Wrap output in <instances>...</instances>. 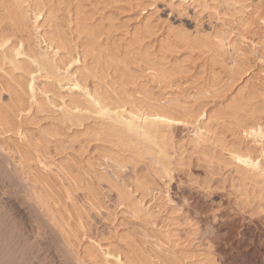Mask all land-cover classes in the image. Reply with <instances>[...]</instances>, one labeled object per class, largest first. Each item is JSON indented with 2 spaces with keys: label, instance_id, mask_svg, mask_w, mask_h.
I'll list each match as a JSON object with an SVG mask.
<instances>
[{
  "label": "rangeland",
  "instance_id": "1",
  "mask_svg": "<svg viewBox=\"0 0 264 264\" xmlns=\"http://www.w3.org/2000/svg\"><path fill=\"white\" fill-rule=\"evenodd\" d=\"M20 1L29 20L28 31L22 37L25 53L15 54L19 34L12 37L13 42L9 41L6 48L0 47V53L5 56L0 61L3 67L0 80L14 84L24 78L28 94L24 110L17 117L19 128L1 131L2 145L13 150L20 144H28L43 129L55 128L57 132L51 137L50 153L45 158L48 167L44 172H48L50 180L59 179L60 175L64 178V165L72 164L85 172L88 179L104 173L130 193L128 200L119 201L116 193L102 183L98 197L91 202L82 190L75 192V207L81 211L84 229H80V239L72 237L71 241L79 247L86 264H121L119 260L127 264L122 251L127 253L131 248L156 264L180 254L185 256L182 261L185 264H264V137L247 140L238 135L230 119H207V115L224 107L241 88L240 93H247L250 88L264 85L261 28L264 0H144L141 4L137 0H125L106 7L99 4L98 9L88 0H82L83 9L94 13L95 22L103 14L115 18L117 27L111 29L108 45L123 42L126 25L148 21L155 32L151 38L156 40L174 33L204 37L219 31L235 42L232 45L238 46L245 62L246 72L230 86L228 68L210 60V52L201 51V54L181 47L174 58L167 59L186 65L187 70L177 73L171 84L152 81L139 70L133 71V77L125 81L119 75L109 76L106 80L116 90L138 89L132 91L127 104L118 107L109 102L111 99L97 101L92 95V89L102 88L103 83L88 75L93 65L86 53L84 34L75 24L77 0H59V3L52 0L55 21H44V11L35 19L34 0ZM56 23L66 34L61 45L53 39ZM31 57L46 60L51 70H41L34 62L28 73L13 69L18 61L31 62ZM214 72L220 73L221 81L216 91L207 92L205 84ZM104 86L111 88L108 84ZM2 97L6 102L10 98L7 93ZM72 98L79 102L78 106L73 107ZM159 103L187 111L204 110L198 121L188 124L174 121L166 128L171 137L168 176L149 156L137 157L120 150L114 141L94 135L103 123L116 120L102 115L100 108L109 110L110 116L122 113L121 121L132 116L141 121L142 115L136 107ZM64 116L72 117L73 122L63 123ZM200 123L202 135L197 137L194 128ZM232 146L241 147L249 159L233 161L229 154ZM39 168L33 160L27 162L30 175H35ZM136 177L147 179L150 188L143 192L132 190ZM14 194H11L13 200L18 195ZM133 205L138 207V213L133 212ZM23 215L19 214V220L13 216L16 223L25 225L22 230L28 236L35 218L33 214L31 218L24 215L27 219ZM70 221L74 222L72 218ZM52 246L44 243L40 247L41 255L47 259V255L53 254L54 261L50 257L48 264H63L60 251ZM94 247L109 261L97 258L95 263L87 255Z\"/></svg>",
  "mask_w": 264,
  "mask_h": 264
},
{
  "label": "bare ground",
  "instance_id": "2",
  "mask_svg": "<svg viewBox=\"0 0 264 264\" xmlns=\"http://www.w3.org/2000/svg\"><path fill=\"white\" fill-rule=\"evenodd\" d=\"M81 1L77 0L74 19L75 24L80 27V32L84 34L86 53L92 60L93 68L88 70V75L103 83L102 88L92 89V95L97 101L111 99L109 102H112L116 107L127 104L132 91L138 92V89L130 87L116 90L110 86L106 79L109 76L119 75L125 81L133 77L132 72L135 70L145 73L152 81L171 84L177 73L187 70L186 65L167 59L168 57L174 58L177 49L181 47L190 52L195 50L200 53L201 51L210 52L212 56L210 60L219 63L223 68L224 66L228 68L224 69L228 72L226 74L230 86L241 79L246 72L245 62L242 59V54L239 53L240 50L238 51V46L232 45L235 42L229 41L230 37L228 38L227 35L225 36L219 31L204 37L190 33H174L156 40L154 37L151 38L155 34L153 25L145 21L131 27L126 25L123 42L117 45L114 43L108 45L111 29L117 27L114 22L115 18L104 17L103 14V18L99 22H95L94 13L84 10ZM88 1L98 9L99 4L106 7L125 0ZM143 1L137 0V4H141ZM54 2L59 3V0H54ZM33 11L35 19L42 15L43 11L46 12V16H43L44 21L57 19L52 0H34ZM103 19L107 20L106 23L102 22ZM28 22V16L20 0H0V47L6 48L12 37L19 34V42L14 45V48L16 47L15 54H24L22 37L28 31ZM261 22L262 32H264V16L261 17ZM65 35L63 28L56 23L53 39L61 45L66 39ZM4 59L5 56L0 53V61ZM30 60L31 62L29 60L18 61L17 64H14L13 69L28 73L31 63L34 62L41 70L46 72L51 70V66L46 60L36 57H31ZM1 69L3 67L0 65ZM219 74V72L213 73V77L205 84L204 90L207 92L216 91V86L221 81ZM104 84H108L111 88L108 89ZM134 84L138 85L137 82ZM29 88L33 90V85L30 84ZM241 89L229 99L224 107L207 115V119L215 117L217 120L221 118L222 121L224 118H228L234 123L241 138L254 141L255 138L264 137V122H262L264 120V85L250 88L247 93H240ZM3 93H7L10 97L7 102L2 97ZM27 94V81L24 78L17 79L14 84L0 80V133L19 128L17 117L24 110ZM71 104L75 107L79 102L72 98ZM136 110L142 115L141 121H136L135 116H132L128 121H121L119 118L122 113H114L113 116H110L109 110L100 108L102 115L107 114V117H114L116 120L103 123V127L97 129L94 135L96 138L114 141L120 146V150H127L137 157L149 156L151 161L159 166L160 171L168 176V150L171 137L166 128L170 126V122L174 121H181L185 124L198 121L197 118L204 115V110L187 111L182 108L165 107L161 103L136 107ZM62 122L72 123L73 118L64 116ZM205 126L206 124H203L204 131L206 130ZM56 132L55 128L43 129L28 144H20L13 150L3 146L0 141V264H48L47 262L50 260L48 258L53 254L47 255V257L49 256L47 259L46 256L41 255L40 247L44 243L54 245L56 250L60 251V259L62 256L64 260L63 264H86L79 247H75L71 241L72 237L80 239V231L84 229L81 211L75 207V192L82 190L84 197L92 202L99 195L100 185L106 183L108 189L116 193L119 201H126L130 197V193L124 186L111 180L104 173L97 174L95 179L92 177L88 179L85 172L72 164L64 165V178L60 175L59 179L52 178L50 180L48 172H44L45 167H48L45 158L50 153L51 137H54ZM194 132L197 137H201V123L199 126H195ZM232 147L229 154L233 161L245 162L249 159L248 153L241 147ZM30 160L40 167L35 175H30L27 171V162ZM131 187L134 191L142 192L150 188L147 179L138 177L134 179ZM11 190L13 194L15 193L13 196L18 194L17 197L15 196V200L12 199ZM132 209L134 213H138L137 206L133 205ZM19 214L20 216L24 214L28 218L34 215L35 223L29 227L30 233L26 231L30 236H27L24 229L22 230V226L25 227V225L21 226L18 224L19 222L16 223L14 216L18 217ZM65 214L68 215L66 218ZM25 216L24 218H26ZM70 218L74 222L70 221ZM22 220L24 221V219ZM20 222L22 221L20 220ZM116 250L117 252L121 251ZM122 252L126 257L127 264H156L135 248H131L127 253ZM87 255L95 263H97V258H100L102 262L109 261L96 247L91 248ZM114 256L119 258L117 253ZM184 259L185 256L180 254V256L167 257L160 264H185L182 262ZM119 261L123 264L122 260Z\"/></svg>",
  "mask_w": 264,
  "mask_h": 264
}]
</instances>
